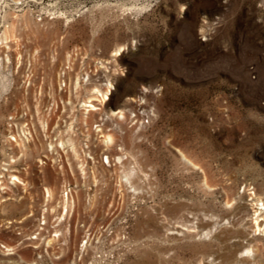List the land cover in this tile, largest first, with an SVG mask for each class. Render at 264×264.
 I'll return each instance as SVG.
<instances>
[{"label":"rangeland","instance_id":"1","mask_svg":"<svg viewBox=\"0 0 264 264\" xmlns=\"http://www.w3.org/2000/svg\"><path fill=\"white\" fill-rule=\"evenodd\" d=\"M0 188V264H264V0H0Z\"/></svg>","mask_w":264,"mask_h":264},{"label":"bare ground","instance_id":"2","mask_svg":"<svg viewBox=\"0 0 264 264\" xmlns=\"http://www.w3.org/2000/svg\"><path fill=\"white\" fill-rule=\"evenodd\" d=\"M86 107H90L93 111L96 110V108H95L93 105H88V106H86ZM11 178H12V181H13L14 183L20 184V181H19L18 178L14 177V176H11ZM0 189H1V188H0ZM255 223H256V222H255Z\"/></svg>","mask_w":264,"mask_h":264}]
</instances>
